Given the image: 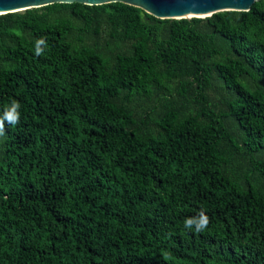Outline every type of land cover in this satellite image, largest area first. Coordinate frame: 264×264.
I'll return each mask as SVG.
<instances>
[{
	"label": "trees",
	"instance_id": "trees-1",
	"mask_svg": "<svg viewBox=\"0 0 264 264\" xmlns=\"http://www.w3.org/2000/svg\"><path fill=\"white\" fill-rule=\"evenodd\" d=\"M12 100L0 264H264L263 1L2 14L0 115ZM200 210L207 229H186Z\"/></svg>",
	"mask_w": 264,
	"mask_h": 264
},
{
	"label": "water",
	"instance_id": "water-1",
	"mask_svg": "<svg viewBox=\"0 0 264 264\" xmlns=\"http://www.w3.org/2000/svg\"><path fill=\"white\" fill-rule=\"evenodd\" d=\"M123 2L157 18H205L225 11L247 12L260 0H0V15L58 3L97 5ZM264 3V0H261Z\"/></svg>",
	"mask_w": 264,
	"mask_h": 264
},
{
	"label": "clouds",
	"instance_id": "clouds-1",
	"mask_svg": "<svg viewBox=\"0 0 264 264\" xmlns=\"http://www.w3.org/2000/svg\"><path fill=\"white\" fill-rule=\"evenodd\" d=\"M42 45H46L45 38H40L36 41L35 54L37 56L43 53ZM20 104L16 100H12L11 104L4 108L3 114L0 115V136L5 135V122L9 125L15 126L20 120ZM210 223L209 216L204 210H200L197 216L186 218L184 221V227L186 229H195L196 233H200L207 229Z\"/></svg>",
	"mask_w": 264,
	"mask_h": 264
}]
</instances>
